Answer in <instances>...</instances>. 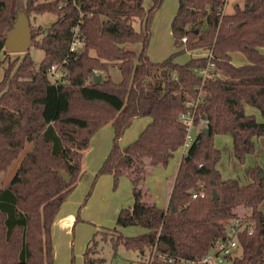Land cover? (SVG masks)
<instances>
[{"label":"trees","instance_id":"1","mask_svg":"<svg viewBox=\"0 0 264 264\" xmlns=\"http://www.w3.org/2000/svg\"><path fill=\"white\" fill-rule=\"evenodd\" d=\"M151 1L145 10L143 0H0V68L8 63L0 81V174L20 159L9 182L0 178V264H53L52 225L84 175L90 139L108 124L112 145L95 177L111 176L114 187L127 178L133 203L118 212L113 229L92 237L83 264H101L97 239L145 255L144 264L197 262L226 238L236 219L252 223V233L245 225L240 229L230 264H264V172L254 168L245 185L223 179L213 142L229 135L232 154L243 163L264 137V124L246 113L250 107L264 118V0H245L232 14L223 13L226 0H178L171 35L179 51L161 62L147 54L152 18L163 0ZM19 11L28 19L56 16L49 27L31 29L33 46L44 53L38 66L28 51L12 61L4 57ZM136 19L140 31L133 27ZM73 36L78 46L71 52ZM132 44L140 51L127 48ZM196 50L208 55L175 62L180 53ZM232 53L242 54L246 64L233 65ZM210 63L218 76L197 74ZM52 66L65 76L53 81ZM112 66L118 83L109 76ZM96 75L102 76L97 84ZM188 110L195 112L194 140L178 165L167 206L159 208L145 180L183 147L179 117ZM138 118L150 122L120 147ZM200 120L207 124L200 128ZM195 192L204 197L192 199ZM127 227L143 232L124 237L120 229Z\"/></svg>","mask_w":264,"mask_h":264},{"label":"rangeland","instance_id":"2","mask_svg":"<svg viewBox=\"0 0 264 264\" xmlns=\"http://www.w3.org/2000/svg\"><path fill=\"white\" fill-rule=\"evenodd\" d=\"M39 2H48L51 0H38ZM245 0H226L223 7V13L232 14L235 6L243 7ZM178 0H163L159 9L154 13L151 22V34L148 43L147 54L152 62H161L177 50L173 45V39L171 35V21L176 13ZM143 6L145 10H148L152 6L151 0H143ZM56 21V16L51 13L32 14L29 17L30 28L37 30L38 28H47ZM133 27L140 31V22L136 19L133 22ZM40 40L41 36L36 37ZM127 48L135 52H139L141 49L140 44L127 45ZM28 53L35 65L38 66L42 61L44 53L41 49L35 48L31 43L28 49ZM207 51L196 50L194 52H182L176 58L175 62L179 64L186 63L189 58L206 56ZM23 53H8L4 57L12 61L16 58H21ZM232 63L235 66H241L246 64V59L240 53H232ZM7 62L0 68V81L3 77L4 68L7 66ZM109 76L113 82L118 83L121 80V76L117 68L110 67ZM247 111L250 115H253L256 121L264 124V118L253 108H248ZM133 127H129L126 136H122L119 141V145H125L128 143V135L132 132ZM110 124L102 127L98 130L90 139L88 149L84 152L83 157V169L86 176V163L91 162L90 157L94 156L97 147L103 146L105 143L112 145L113 134ZM125 131V132H126ZM111 132V135H110ZM214 145L220 151L219 172L223 179H236L240 183L250 182V173L254 168H259L264 172V137L255 140V149L252 154L247 155L243 163L238 162L232 154V142L229 135H216L214 137ZM30 149V144L26 146L24 153ZM182 153L185 150L182 148L177 154L168 162L167 166L162 169H168L173 165V169L178 161L181 160ZM20 159L16 160L14 164L9 168L6 175L0 174V178L5 182H9L13 174L18 168ZM179 162L176 165L178 166ZM97 172V171H96ZM94 173L87 183L85 190L81 197H79V203L75 205L74 217L75 224L67 228L60 221V216L56 217V222L53 223L51 229V239L53 247V264H83V254L86 250V246L92 237L96 236L98 232H101L103 228L113 229L115 227L116 214H113L112 208L114 204L124 197V193L120 197L119 182L114 187L113 178L102 175L95 177ZM0 179V180H1ZM121 179V178H120ZM126 180H128L126 178ZM130 185V182L128 180ZM148 189V188H147ZM149 191V189H148ZM90 192L88 199L85 201L86 195ZM150 193V192H149ZM103 199V200H102ZM131 200V197L129 198ZM132 204V203H131ZM130 204V205H131ZM128 204L125 206L127 207ZM124 208V207H123ZM120 210H118L119 212ZM261 211L264 215V203L261 206ZM142 229L139 227H127L122 228L120 233L124 237H134L141 234ZM98 248L96 258L102 259L101 264H144L146 262V256L133 250H127L123 246L113 247V243L110 240L102 242L97 239Z\"/></svg>","mask_w":264,"mask_h":264},{"label":"crops","instance_id":"3","mask_svg":"<svg viewBox=\"0 0 264 264\" xmlns=\"http://www.w3.org/2000/svg\"><path fill=\"white\" fill-rule=\"evenodd\" d=\"M248 108H250V107H246V113L250 114L247 111ZM149 122H150L149 118H138V119L133 120V122L130 126V128L133 127L132 128L133 130L127 137L129 141H127L128 143H126L125 145L121 144L120 147L123 148L126 145H128L129 143L136 140L137 137L139 136V134L141 133V131L145 128V126ZM111 131L113 134V130H111ZM127 131H128V129H127ZM127 131L124 132V136H126ZM110 135H111V132H110ZM120 142H121V140H120ZM110 148H111V146H109V144H107V143H105L103 146L97 147L96 152H94V156L90 157L91 162L86 163V172H88L87 175L82 177V179L80 180V182L78 183V185L76 186L74 191L70 194L67 201L62 205L58 215L56 216V217L60 216V221H62V223L67 228V232L69 231V228L75 224V217H74L73 210H75V205L79 203V200H80L79 197H81V195H82L83 191L85 190V187L87 186V183L91 179L92 175L94 173H97L96 171H98V169L102 165L104 159L106 158L107 154L110 151ZM181 149L182 148H180L179 150H181ZM179 150H177L174 153V155L177 154ZM183 156H184V154L182 153V157ZM182 157H181V159H182ZM180 161L178 158L177 163L178 162L180 163ZM177 163H176V165H177ZM176 165H175L174 169H173V165L168 169L167 168L162 169L160 167H155V168L150 170V174L147 176V178L145 180V186L149 189L152 200L154 201V203L159 208H165L167 206L171 186L173 184V181H174V178L176 175V171L178 168V166L176 168ZM217 168L219 170L218 166H217ZM107 177H111V176L107 175ZM247 183H249V182H244L241 184L245 185ZM118 189H119L120 197L122 196L123 193L125 195H124V197H121L120 200H118L114 204V206L112 208V211H114L113 214H116V213L118 214V210H121L123 207L126 208L125 206L128 204V202H129V205L127 207L131 206L132 205L131 203H133V198H132V193H131V185H129L128 180H126V178L123 177L120 179ZM130 197H131V200H129ZM260 209H261V207H260ZM54 221L56 222V218ZM115 223H116V219H115ZM105 229H110V228H105ZM141 232H143V230Z\"/></svg>","mask_w":264,"mask_h":264},{"label":"built area","instance_id":"4","mask_svg":"<svg viewBox=\"0 0 264 264\" xmlns=\"http://www.w3.org/2000/svg\"><path fill=\"white\" fill-rule=\"evenodd\" d=\"M185 40L186 39L183 38L181 41L185 42ZM77 46L78 39L73 36L70 51L73 52L77 48ZM214 67V64L210 63L205 69L198 70L197 74L202 76L203 78L218 76V74L213 71ZM49 72L52 76L53 81H58L65 76V72L61 71L55 66H52L49 69ZM179 120L184 125L186 130V135L182 147L186 152L187 148L191 145L194 140V131L196 130L194 110H188L182 113L179 117ZM206 124L207 121L200 120L198 126L201 128L204 127ZM203 197V192H195L192 194V199ZM244 225L247 227L248 235L251 234L252 223H244L242 219H236L227 228L226 238L216 242L213 246V249L206 256H204L201 260L197 262L187 261L185 264H230V260L233 257L234 252L237 250L238 246L236 241V235L240 232V229H242Z\"/></svg>","mask_w":264,"mask_h":264},{"label":"water","instance_id":"5","mask_svg":"<svg viewBox=\"0 0 264 264\" xmlns=\"http://www.w3.org/2000/svg\"><path fill=\"white\" fill-rule=\"evenodd\" d=\"M5 40V50L7 53H25L31 46V28L29 24V19L27 16L19 11L17 12L16 19L12 25V29L7 32ZM94 83L97 84L102 80L101 75H96L94 77ZM204 133L207 132L206 129L203 130ZM60 175L69 181V177L61 172ZM262 177V174H260ZM217 196L215 193L212 194V200H216Z\"/></svg>","mask_w":264,"mask_h":264}]
</instances>
